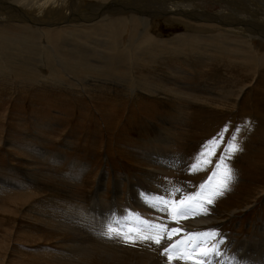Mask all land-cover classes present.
<instances>
[{"label": "rangeland", "instance_id": "obj_1", "mask_svg": "<svg viewBox=\"0 0 264 264\" xmlns=\"http://www.w3.org/2000/svg\"><path fill=\"white\" fill-rule=\"evenodd\" d=\"M58 1L59 9L52 11L60 15L57 20L50 19L54 23L49 25L59 21L64 29L76 22V16L71 19V12L63 9V5L72 0ZM105 2L99 4H107ZM74 6L73 10L77 8ZM83 6L86 7V3ZM200 7L211 16L220 10L219 6ZM187 13L198 17L195 12ZM184 15L179 18L187 23L227 29L223 27L226 26L224 21L217 18L212 17L211 21L201 15L199 22H191L190 16ZM30 16L33 23H38L43 14ZM168 19L156 17L152 34L170 39L193 30L181 24L170 26L165 23ZM18 24H5L3 29L10 36L20 38L23 33ZM27 24L30 25V21ZM231 28L236 30L234 26ZM234 37L230 38L247 41ZM44 38L38 34L33 39ZM252 42L264 49L262 39ZM215 50L199 47L195 55L166 63L169 68L159 64L161 68L157 73L167 75V81L149 79L151 85L161 83L166 88L169 86L167 91L181 93L186 98L184 101L172 99L166 91L162 95L158 91L151 97L141 94L136 100L128 99L122 92L133 86L114 87L116 90L112 87L115 83L127 85L132 80H127V74L117 69L106 70L105 77H92L104 79L109 86L102 89L96 86L91 88L93 91L78 86L82 82V86H94L91 77L72 80L64 76L62 84L61 81L52 84L44 80L42 83L26 81V77L15 73L9 78L2 74L0 264H159L158 253L149 258L147 254L152 256V250L142 248L144 244L136 245L134 256L125 255L123 259L120 256L122 261L119 257L112 263L105 257L107 249L125 244L119 238H108L105 233L109 228L121 232L143 230L145 221L180 229L170 243L195 237L201 246H207L201 234L220 233L217 239L222 241L223 254L205 258L206 264H264V67L258 69L255 77L247 79L246 69H227L228 65L218 59H226L228 53L219 54ZM114 57L118 59L117 64L105 60L109 67L127 66L135 58L125 52L106 54L111 62L116 61ZM94 59L92 55L83 61L91 64ZM232 78L237 87L242 86L240 103L235 108L231 101L216 96L221 95L220 90L232 88L228 84ZM89 79L93 84L84 83ZM34 83L36 86L31 85ZM212 141H218L215 147ZM232 143L238 146L239 152L229 154L228 146ZM222 159L231 169L226 187L219 184L224 166H217ZM220 190L223 194L214 195L213 203L207 204L206 198ZM153 195L177 200V204L185 200L186 216L176 222L170 209L161 212L149 207L145 201L151 200ZM189 197L192 199H187ZM99 236L109 240L106 246L96 242L104 246V251L89 258L71 255L77 252L71 249L84 248L87 241L94 245L93 240ZM143 252L149 253L140 254ZM181 261L192 264L190 259Z\"/></svg>", "mask_w": 264, "mask_h": 264}, {"label": "bare ground", "instance_id": "obj_2", "mask_svg": "<svg viewBox=\"0 0 264 264\" xmlns=\"http://www.w3.org/2000/svg\"><path fill=\"white\" fill-rule=\"evenodd\" d=\"M74 1L75 0H72L71 3L63 5V9L64 7L66 9L65 12H71V19L74 20V16H76V19L74 20L76 22L64 29H62L63 24H60L59 21H57L58 24L56 25H49L54 23L51 22L50 19L54 18L55 20H57L56 17L60 15V12L55 13L56 11H52L59 9L60 1L58 0L0 1V76L4 74L5 76L3 77L9 78V76H12V74L15 73V75L26 77V81L32 80L33 82L40 81L38 83H42V81L44 80L45 82H52V84L56 83V81H61L60 83L62 84L63 79H65L64 76H68L69 78L71 77L70 79L72 80H76L80 76L91 77L90 79H92L94 86H82V81V83H78V86H81V89L88 90L89 88L90 90H92L93 87L96 86L100 87L101 89L104 86L109 87L107 84H105L104 79L92 77H105L104 75L107 73L106 70L109 71L117 69L121 74H127V80H129V78L132 80L131 83H127V85L120 86L118 83H115L112 85V87L129 88L130 86H133V89H126L124 92H122L125 95L124 97L128 99L138 98L141 94H146L151 97L155 92L158 91L162 95V92L166 91L171 96H173L172 99L176 98L179 101H184L186 100V98L183 97L181 93L176 91H167L166 89L169 86L166 88L165 86H162L161 83L151 85L152 83L149 81V79H153L157 82L161 80L167 81V75L162 76L157 73L160 70L159 68H161L159 67V64H161L160 66L167 68L168 65H166V63L168 64L170 63V61L177 62L178 59H185V57L188 55H195L196 49L199 47H202L204 49L205 47H208L216 49L219 54L221 52L223 54L228 53L226 54L228 56L226 59L221 58L218 60L222 63L225 62V64L228 65L227 69L230 70L235 67H243L244 69H246L245 75L247 74V79H249L250 76L255 77V73L257 74L258 69L264 67V49H262L261 46L256 47L252 42V40L258 38L264 41V0H173L171 2L167 0H117L113 3H107L106 0H94V2H88L91 0H86V2H84L86 3V7L83 6L84 3L82 2V0H78L77 3H75V6ZM100 2H105L107 4L100 5ZM51 3H53V5ZM79 4L81 5L79 6ZM73 6L74 8L77 7L76 9H74L76 10L75 13L73 10ZM200 6H210L211 8L219 6L220 10L217 12L216 10H214L216 13L211 16L205 12H202L204 10ZM23 10L26 11L27 16L25 15ZM184 11H186V13ZM188 11L192 13L195 12V15L198 16V19L194 18L196 16L191 15V13H187ZM38 13L43 14L42 19L38 21L39 24L35 22L33 23L34 19L31 21L30 15L38 16ZM127 13H131L132 15H125ZM152 13L157 17V19L158 17L160 19L169 18L167 21H165V23L168 25L170 24V26L181 24L184 25L185 28L193 30H189L186 33H184V31V34L174 35L170 37V39H166V37L159 38L154 35L156 33L152 34V32L155 31L154 29L156 25V17L154 18ZM122 14L124 15L122 16ZM181 14H185L184 16L186 17L190 16L191 22H197V20L199 22V17L201 15H205L206 17H209L211 19L212 17L213 19L217 18V21L218 19L224 21L225 24H221L226 25L222 26L224 28L227 27V29L220 30L215 26H200L198 24L187 23L184 21L185 19L182 20L181 18H179ZM64 15H66V13ZM81 19H84L85 21ZM213 19L211 21H213ZM29 21L30 25L27 24V22ZM10 22L14 24L19 23L17 25L19 27L18 29H21L23 33L20 38H18V35L10 36L9 32L3 29V26H5V24H11ZM67 23H69V21ZM230 26H234L236 30H234V28L232 29ZM44 29L46 30V32L44 31ZM252 29L254 30L251 31ZM38 34L45 37L44 40L39 39L36 41L35 39H33L37 37ZM231 36L240 37L242 39H246L247 41L233 40L230 38ZM121 52H125L127 56H134L135 58L127 66L120 67L118 65V67H109L108 65L110 63L117 64L118 59L114 57L113 59L116 61L111 62L109 60L112 59L106 58V54ZM92 55L95 56V59L93 62H91V64H87V62L83 61L84 58H88ZM105 60H108V65ZM101 61H104L102 62V65ZM214 62L216 61L214 60ZM120 68L124 69V71H120ZM134 71L136 73H134ZM183 73L184 72H182V74ZM162 77H164V79ZM25 79L23 81H25ZM90 79L88 81H83L84 83L88 84L90 82ZM168 80L171 81L172 79L168 77ZM147 81H149V83H146ZM35 84L36 83L31 85ZM167 84H169V82ZM228 84H230V87L232 86V88L220 90L219 93H221V95L216 94V96L217 98L219 96H222L225 100L231 101L233 103V108H235V106L240 103L238 100L241 95L242 86L237 87L235 78L230 79V83ZM176 87L178 86L176 85ZM65 88L66 87H64V89ZM106 90L109 91V88H107ZM105 94H107V91L105 92ZM188 99L193 100L192 98ZM209 220L211 219L209 218ZM197 222L202 223V221L199 222L198 220ZM93 241H95V246L87 241V243L84 244V248H79V246L74 248V246H72L74 245L73 243L71 246L74 249L71 250L73 252H77H71L73 254H70L75 256L78 255V257L80 255L81 258H89L90 255L96 256L97 253L104 251V246L109 243V240L106 241V239L104 240L100 236ZM97 241L104 246L96 244ZM122 242L123 240L121 241V243ZM76 244L77 242L75 243V245ZM126 244L127 243H122L118 247L107 249L104 252L106 254H104L105 257L108 260L113 261L112 263H114V261L118 260L115 259L119 258L120 256H122V259L125 255L134 256V253L137 252L136 245H141H131V248L130 246L128 248ZM144 245L145 246L142 248H148L152 250V256H150V254H147L150 252L149 250V252L147 253L143 252L140 254L144 255V253H146L149 258H154L153 256L158 253L159 256H157L159 257L158 260H160V263L163 260L167 259L164 255H162L161 249H154L153 247L150 248L151 245L148 244ZM145 250L147 251V249ZM155 250L157 251L156 253ZM61 260L63 259L61 258ZM153 260L154 259H152L151 261L153 262ZM181 260L182 259H177L172 262H169L167 260L165 264H186ZM154 264H156V262ZM162 264H164V262H162Z\"/></svg>", "mask_w": 264, "mask_h": 264}, {"label": "snow or ice", "instance_id": "obj_3", "mask_svg": "<svg viewBox=\"0 0 264 264\" xmlns=\"http://www.w3.org/2000/svg\"><path fill=\"white\" fill-rule=\"evenodd\" d=\"M217 143L218 141H212L213 147H215ZM239 151L240 149L235 143L229 144V154ZM208 162L210 161H205V163ZM221 166H224V171L222 173V180L219 184L226 187L227 182L231 179V169L224 165L223 159L221 160V164L217 167L220 168ZM222 194V190L214 192L213 195L206 198L207 204L211 205L213 203L214 195ZM187 199L190 200L192 198L189 197ZM145 203L149 207L158 209L161 212H168L170 209L171 215L176 219V222H179V220L187 214L186 209L183 207L185 200H181L179 201V204H177L173 200L165 199L162 195H153V198L151 200H146ZM144 223L146 227L143 230H129L121 232L119 230L109 228L105 235L108 238H119L125 243L133 246L136 244L154 245L158 249L162 250V255H164L169 262L177 259H190L192 260V264H206L205 258L220 256L223 254L220 247L222 241L217 239V237L221 235L220 233L207 232L201 234L205 237V245L207 246H201V244L196 241L195 237H189L188 241L170 243L173 240V237L180 233V229H168L165 224H153L147 221ZM212 241H216V243H212ZM189 244L191 247H189ZM181 246L183 247L181 248Z\"/></svg>", "mask_w": 264, "mask_h": 264}]
</instances>
